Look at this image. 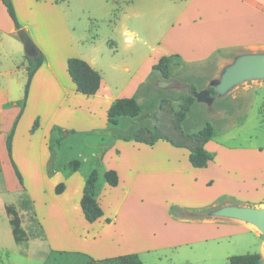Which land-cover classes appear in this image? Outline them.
Here are the masks:
<instances>
[{
    "label": "crops",
    "instance_id": "1",
    "mask_svg": "<svg viewBox=\"0 0 264 264\" xmlns=\"http://www.w3.org/2000/svg\"><path fill=\"white\" fill-rule=\"evenodd\" d=\"M35 1L11 0L26 31L29 28L21 11L32 10ZM49 1L58 8V0ZM141 7H147L143 23L152 31L149 43L140 40L144 50L141 56L119 62L82 58L101 77L99 90L93 96L77 93L67 73L68 59L80 56L75 51L63 53L59 48L47 52L38 34L31 33L29 37L45 61L31 80L23 106L26 53L0 0V264H28L30 259L13 240L6 213L9 205L18 210L21 218L29 207L32 209L42 229V238L35 240L47 248L42 259L32 256L39 264H92V260L127 254H137L143 264H158L164 257L161 250L244 234L259 245L260 236L249 223L213 215L201 219L179 217L170 208L176 205L196 211L262 207L264 146L227 147L212 138L204 148L213 159L198 169L190 164L187 149L173 147L166 141L159 140L150 147L117 140L103 156V164L117 173L118 185L101 184L97 202L103 216L94 223L85 220L80 206L84 174L75 172L67 178L61 171L47 174L51 128L86 133L104 130L111 104L133 97L161 57L177 56L182 63L194 64L225 50L264 53V0H143L132 11L138 21L143 15ZM58 10L65 27L63 13ZM130 40L126 38L128 43ZM22 106L12 139V160L22 175L23 186L6 151L7 135ZM36 120L39 127L31 133ZM124 147L128 150H122ZM59 184L64 188L57 194L55 188ZM174 186L179 188L178 198L172 202V194H168L163 196L162 204L158 191ZM157 205L167 213L168 219L162 221L172 222L169 228L160 230L159 236ZM162 237L170 241L164 244L159 240ZM240 238L242 241L243 236Z\"/></svg>",
    "mask_w": 264,
    "mask_h": 264
},
{
    "label": "rangeland",
    "instance_id": "2",
    "mask_svg": "<svg viewBox=\"0 0 264 264\" xmlns=\"http://www.w3.org/2000/svg\"><path fill=\"white\" fill-rule=\"evenodd\" d=\"M35 2L36 7L32 10L26 8L21 11V18L29 28L27 34L30 36L31 33H37L47 52L59 48L67 54L75 51V55L80 56L81 59L92 56L104 61L119 62L131 56L132 58L141 56L144 53L141 41L145 40L149 43L148 35L152 31L146 29L143 23V19L147 17V7L140 8V12H143L140 22L132 16V11L142 5L143 0H58V8L63 13L65 27L59 18L58 8L49 0ZM127 14L128 18H125ZM127 37L131 39L129 43L126 41ZM248 54L225 50L205 62L194 64L182 63L176 58H171L169 79L165 80L158 74L151 76L142 84L143 86L141 85L142 87L138 88L135 95L137 102L145 109L150 99L158 100L156 93L158 89L164 91L160 99L167 101L173 111L177 112L182 103L180 98L192 94L196 102L189 107L181 124L184 138L186 139L187 136L186 140L192 139L198 130L208 125L213 130V140L227 147L264 146V79H245L224 92L219 93L216 90L219 80H222L226 71L235 65L240 57ZM163 83H166V86L160 87ZM212 90L215 96L212 95ZM194 92L197 94L208 92V95L201 99L200 95L195 97ZM146 122L145 125L152 127L153 124L149 119ZM129 126L127 121L121 120L118 129L126 133ZM107 141V134L101 131L89 133L74 131L73 134L65 136L58 145L51 143L52 165L63 171L66 164L77 162L79 164L77 172H81L85 177L95 168V158H98L102 144L104 146ZM127 148L124 147L122 150L127 151ZM158 193L162 197L172 194V202H174L178 198L179 188L175 186L160 188ZM218 208L186 211L174 205L170 208V212L179 217H184L185 213H195L207 218L211 217ZM29 215L28 212L22 215L25 228L29 227ZM155 215L157 236H159L160 230L169 228L172 222L162 221L168 219L163 207L157 205ZM219 219L226 218L219 217ZM254 228L260 236L259 245L246 234L235 238H221L217 241L209 240L187 248L161 250L164 257L158 264H228V257L247 254H259L261 264H264V235L256 227ZM39 229L38 225L34 226L35 233ZM242 236L243 240L240 241ZM159 240L164 244L170 241L166 237ZM20 247L29 255L28 264H39L32 256L36 254V258L42 259L47 252L46 246L34 239Z\"/></svg>",
    "mask_w": 264,
    "mask_h": 264
},
{
    "label": "trees",
    "instance_id": "3",
    "mask_svg": "<svg viewBox=\"0 0 264 264\" xmlns=\"http://www.w3.org/2000/svg\"><path fill=\"white\" fill-rule=\"evenodd\" d=\"M6 8L7 14L14 24L15 29L18 31L22 28L17 18L15 8L11 0H1ZM41 1V0H38ZM27 60V81L24 87L23 106L26 103L31 80L44 63L45 57L38 50L31 54H25ZM171 58H178L177 56H163L160 58L157 64L151 69L150 77L158 74L161 78L169 79V65ZM67 73L75 85L76 92L83 96H93L97 93L100 86L101 77L97 71L80 58H70L67 61ZM149 77V78H150ZM143 86V85H142ZM141 86V87H142ZM194 91L193 88H190ZM162 90L156 91L158 100L150 99L148 105L143 109L137 102L136 94L131 98H122L115 100L108 112H107V127L104 132L108 136V143L101 146L98 158H95V168L84 177L85 184L83 188V194L80 201V206L84 218L89 223H94L103 216V211L97 202V196L100 192V186L102 183L107 184L110 187H116L118 185V176L114 170H108L104 167L103 156L113 146L117 140L125 142L133 141L135 143L145 144L147 146H153L157 141L162 140L169 143L176 148H184L189 151V162L194 168H205L207 164L213 159V155L207 152L204 148L205 144L213 138V130L210 126L205 125L202 129L198 130L193 135V138H184L185 135L181 130V124L185 120V116L189 111V107L196 102V99L192 94H187L185 97H181L182 103L179 105V110L174 112L171 105L160 99L163 95ZM212 95L215 96V92L212 90ZM160 99V100H159ZM20 113L17 115L10 132L6 139V151L8 158L11 161L15 176L23 186L22 175L18 171L12 160V139L15 133V128L21 117L23 107ZM145 111V113H144ZM149 119L152 122V127L145 125ZM125 120L130 126L128 132H121L118 129L119 121ZM39 127L38 120H36L30 130L34 133ZM74 130H64L61 127L53 126L50 131V144L49 150L51 158L47 166L48 176H52L56 171H61L59 168L52 165L53 150L51 143L58 145L60 141L69 134H73ZM177 134V135H176ZM103 141V140H102ZM79 164L77 162H71L63 167L62 174L65 178L78 171ZM64 185L59 184L56 186L55 191L57 194L63 191ZM21 203H24V197L21 199ZM27 212L29 215V227L23 226V221L18 213V210L12 206H6V213L9 219V224L12 231L13 240L17 245H23L28 243L32 239L42 238V229L40 225L35 221L32 209L29 207ZM184 217L199 218L202 217L195 213H185ZM40 227L37 233L34 232V226ZM38 229V228H37ZM92 264H143L137 254H127L118 257L92 260ZM229 264H261V257L259 254H247L242 256H232L228 258Z\"/></svg>",
    "mask_w": 264,
    "mask_h": 264
},
{
    "label": "water",
    "instance_id": "4",
    "mask_svg": "<svg viewBox=\"0 0 264 264\" xmlns=\"http://www.w3.org/2000/svg\"><path fill=\"white\" fill-rule=\"evenodd\" d=\"M17 35L23 45L25 53L31 55L35 51V46L25 28L18 30ZM250 78L264 79V54H248L240 57L236 64L226 71L222 80H219L216 90L219 93L224 92L232 85ZM165 86L166 83L160 85V87ZM193 95L195 97L200 95L201 99H203L204 96L208 95V92H201L200 94L194 92ZM211 215L249 223L264 235V205L260 208L228 206L214 211Z\"/></svg>",
    "mask_w": 264,
    "mask_h": 264
}]
</instances>
